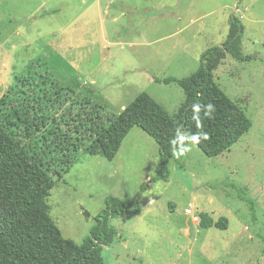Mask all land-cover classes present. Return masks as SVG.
Returning <instances> with one entry per match:
<instances>
[{
    "label": "rangeland",
    "instance_id": "1",
    "mask_svg": "<svg viewBox=\"0 0 264 264\" xmlns=\"http://www.w3.org/2000/svg\"><path fill=\"white\" fill-rule=\"evenodd\" d=\"M233 16L248 59L224 57L213 80L252 124L228 152L209 158L192 145L173 154L167 182L148 184L158 146L133 128L112 161L80 151L66 184L51 189V220L81 245L107 198L132 204L146 185L139 216L108 220L117 238L103 247V264H264V0H0V101L21 80L34 85L45 134L72 129L78 113L85 122L117 115L141 93L176 115L181 88L154 78L195 72L202 53L223 44ZM51 168L54 177L62 170ZM234 187L253 201L255 220ZM188 205L192 215L225 219L226 229L201 230L184 214Z\"/></svg>",
    "mask_w": 264,
    "mask_h": 264
},
{
    "label": "trees",
    "instance_id": "2",
    "mask_svg": "<svg viewBox=\"0 0 264 264\" xmlns=\"http://www.w3.org/2000/svg\"><path fill=\"white\" fill-rule=\"evenodd\" d=\"M228 25L223 44L203 52L195 72L180 79L154 78L155 83H175L181 88L184 101L174 116L141 93L117 115L102 117L95 113L85 122L78 113L72 129L52 130L45 134L42 131L45 127L44 99L34 85L21 80L19 91L11 92L0 101V264H103V247L117 238V232L108 227V220L115 216L141 214L138 200L146 189L145 184L132 204L107 198L81 245L64 239L48 214L46 199L57 183L66 184L63 176L76 162L79 153L100 155L112 161L128 133L138 128L158 146L154 175L148 184L167 182V165L174 154L173 149L183 151L182 146L190 143L181 136L180 143L173 144L178 132L198 137L199 142L193 145L209 158L228 152L248 132L251 120L237 112L236 105L213 80V72L224 57L238 62L248 59L241 52L243 27L240 21L233 16ZM40 83H46L45 78L40 77ZM59 92L56 89V93ZM208 104L215 108L211 116L205 112ZM196 105L200 106L198 113L194 108ZM89 114L83 110V115ZM35 135H39L37 142L33 139ZM39 143L40 151H36ZM55 162L62 168L56 177L51 168ZM234 188L236 198L247 206L255 220L253 201L243 189ZM84 215L89 217L86 212ZM198 217L201 230L224 231L227 227L225 219L214 222L206 213Z\"/></svg>",
    "mask_w": 264,
    "mask_h": 264
},
{
    "label": "clouds",
    "instance_id": "3",
    "mask_svg": "<svg viewBox=\"0 0 264 264\" xmlns=\"http://www.w3.org/2000/svg\"><path fill=\"white\" fill-rule=\"evenodd\" d=\"M194 108H195V111L198 113L199 109H200V106L196 105V106H194ZM214 111H215L214 105L208 104V105L205 106L206 115L211 116V114ZM181 136L186 142H190V143H187L186 145L182 146L183 147V151H181L179 148H174L173 149V153H174V155H177V156L184 155L186 152L191 150V147H192L193 144L199 142V138L198 137H193V136H189L188 134H181V133L178 132L177 137L172 141V143L173 144H179ZM204 138L205 139L207 138L206 134L204 135Z\"/></svg>",
    "mask_w": 264,
    "mask_h": 264
},
{
    "label": "built area",
    "instance_id": "4",
    "mask_svg": "<svg viewBox=\"0 0 264 264\" xmlns=\"http://www.w3.org/2000/svg\"><path fill=\"white\" fill-rule=\"evenodd\" d=\"M191 208H192V206H191V205H188V209H185V210H184V214H185L186 216H191V221H192L194 224H197L198 221H199V217H198V216H195V215H192Z\"/></svg>",
    "mask_w": 264,
    "mask_h": 264
}]
</instances>
